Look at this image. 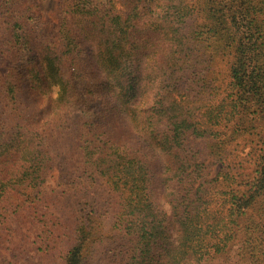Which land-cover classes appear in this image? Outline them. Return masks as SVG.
<instances>
[{
	"label": "trees",
	"instance_id": "trees-1",
	"mask_svg": "<svg viewBox=\"0 0 264 264\" xmlns=\"http://www.w3.org/2000/svg\"><path fill=\"white\" fill-rule=\"evenodd\" d=\"M31 1L0 0V225L40 224L31 264H264V0H60L58 34ZM56 173L86 199L62 224Z\"/></svg>",
	"mask_w": 264,
	"mask_h": 264
},
{
	"label": "rangeland",
	"instance_id": "rangeland-1",
	"mask_svg": "<svg viewBox=\"0 0 264 264\" xmlns=\"http://www.w3.org/2000/svg\"><path fill=\"white\" fill-rule=\"evenodd\" d=\"M31 6L42 24L41 28L48 33L58 34L57 24L61 16L60 0H33V2L31 1ZM117 7L123 10L120 5ZM2 41L0 37V44ZM6 71L7 62L0 56V72L5 73ZM57 92L58 88L54 87L53 95L56 96ZM206 141L205 138H197L193 146L198 151L196 159L204 163L203 171L207 174L208 179H212L220 171L221 164L212 156ZM61 150L68 157H73V161L75 160L76 155L73 147L65 145L61 147ZM74 164L78 165L79 161L76 160ZM58 175L59 173H56V176L49 177L45 188L51 199H53V201H48V206L50 205L51 207L53 204V208H50L51 213L61 216V219H63L62 224L65 223V219L68 220L71 218L74 213V207L78 206L82 208L84 206L82 203L86 199L82 198L83 196L80 191H74L72 193L64 192L63 188L56 183ZM156 195L157 201L170 212V206L165 201L162 192L157 191ZM3 203L7 215L5 216L4 223L0 225V264H31L41 262L43 259L42 253L38 248L43 232L40 229V224L32 215L22 214L18 217L12 212V206L9 204V201H3ZM111 224L112 221L109 218L103 230L106 235L109 234L108 229H110ZM108 241L111 242L112 240L108 239ZM55 242L60 243V248L63 245L60 237ZM105 245L101 243L96 245L94 251L95 259H93L94 264L104 263V256L107 254ZM110 247H115V244H111L108 248Z\"/></svg>",
	"mask_w": 264,
	"mask_h": 264
}]
</instances>
